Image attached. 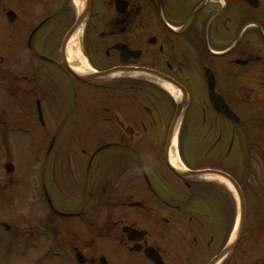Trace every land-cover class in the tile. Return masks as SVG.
I'll list each match as a JSON object with an SVG mask.
<instances>
[{"label": "flooded vegetation", "instance_id": "1", "mask_svg": "<svg viewBox=\"0 0 264 264\" xmlns=\"http://www.w3.org/2000/svg\"><path fill=\"white\" fill-rule=\"evenodd\" d=\"M71 32L75 65L110 74L68 69ZM2 63L0 92L57 125V94L88 93L85 264H264V0H0ZM163 79L187 98L174 168Z\"/></svg>", "mask_w": 264, "mask_h": 264}, {"label": "rangeland", "instance_id": "2", "mask_svg": "<svg viewBox=\"0 0 264 264\" xmlns=\"http://www.w3.org/2000/svg\"><path fill=\"white\" fill-rule=\"evenodd\" d=\"M4 68L5 64H0V71ZM82 87L77 88L72 108L68 106L72 101L67 96L57 94L58 99L66 101L64 110L71 108L66 125L55 124L44 104L46 128L39 124L34 103L22 108L16 103L20 98L6 95L4 88L0 92V120L8 124L0 127V264H77L71 248H79L83 253L88 251V227L84 220L94 215L96 208L84 210L89 207L83 192L88 167V154L85 156L88 153V93L83 94ZM58 114V119L67 115ZM59 129L52 151L48 152L50 138ZM111 153L114 152L105 156ZM9 161L16 170L7 178L4 164ZM36 178L40 180L42 192L35 187ZM44 191L55 211L78 214L77 217L67 220L57 213L45 228L53 213L41 200ZM3 222L12 227L10 233L5 232ZM42 228L44 231H40ZM66 243L68 250H61L64 255L62 252L59 256L48 255L49 246Z\"/></svg>", "mask_w": 264, "mask_h": 264}, {"label": "water", "instance_id": "3", "mask_svg": "<svg viewBox=\"0 0 264 264\" xmlns=\"http://www.w3.org/2000/svg\"><path fill=\"white\" fill-rule=\"evenodd\" d=\"M104 74H101V75H98V76H103ZM80 79L84 80V81H88V79H92V78H95V77H98V76H93V77H88V76H80ZM171 82V81H169ZM39 106V112H40V115L42 114L41 113V108H40V103L38 104ZM187 106V98L186 96L184 95L183 96V99H182V102L178 104V107H177V111H176V114H175V118L173 120V123L171 125V128H170V132H169V138H168V142H167V150L170 148L171 144H172V140H173V137H174V133H175V130H176V127H177V123H178V119L179 117L181 116L184 108ZM7 169L9 172H12L14 170V167L12 164H8L7 165ZM196 174H199V173H196ZM128 233H131L130 229H127ZM147 255L149 257H152V254H151V250L148 249L147 251ZM77 259H78V262L83 264L85 263V259L83 258L82 254L78 253L77 254ZM219 258H217L216 260L218 261ZM216 260H214L211 264H215L216 263ZM102 264H105V260H102Z\"/></svg>", "mask_w": 264, "mask_h": 264}, {"label": "bare ground", "instance_id": "4", "mask_svg": "<svg viewBox=\"0 0 264 264\" xmlns=\"http://www.w3.org/2000/svg\"><path fill=\"white\" fill-rule=\"evenodd\" d=\"M76 43H77V38L76 36H74L68 46V60L72 66V68L76 71V72H81L82 71L84 72L86 69L85 68H80L78 66L75 65L76 62L78 61H82V57H81V54L79 52V50H77V47H76ZM85 69V70H84ZM165 87L168 88V90L171 92L172 96L175 98V99H178L179 98V95L178 93L176 92V90H174V88H172L170 85H164ZM179 128V127H178ZM176 137L174 139V142H173V145H172V152H176V147H177V133H178V130H176ZM175 156V154H174ZM173 163H176L178 165V161H173Z\"/></svg>", "mask_w": 264, "mask_h": 264}]
</instances>
